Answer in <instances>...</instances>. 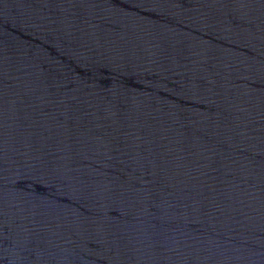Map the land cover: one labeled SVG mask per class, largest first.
<instances>
[{
  "label": "water",
  "instance_id": "1",
  "mask_svg": "<svg viewBox=\"0 0 264 264\" xmlns=\"http://www.w3.org/2000/svg\"><path fill=\"white\" fill-rule=\"evenodd\" d=\"M0 264H264V0H0Z\"/></svg>",
  "mask_w": 264,
  "mask_h": 264
}]
</instances>
